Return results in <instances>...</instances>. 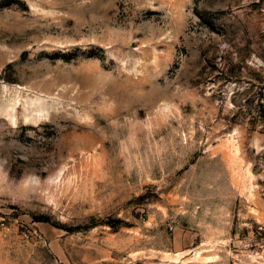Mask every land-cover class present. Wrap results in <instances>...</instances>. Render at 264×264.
I'll use <instances>...</instances> for the list:
<instances>
[{
    "label": "rangeland",
    "instance_id": "obj_1",
    "mask_svg": "<svg viewBox=\"0 0 264 264\" xmlns=\"http://www.w3.org/2000/svg\"><path fill=\"white\" fill-rule=\"evenodd\" d=\"M0 264H264V0H0Z\"/></svg>",
    "mask_w": 264,
    "mask_h": 264
}]
</instances>
